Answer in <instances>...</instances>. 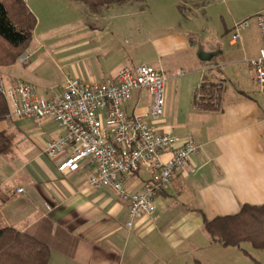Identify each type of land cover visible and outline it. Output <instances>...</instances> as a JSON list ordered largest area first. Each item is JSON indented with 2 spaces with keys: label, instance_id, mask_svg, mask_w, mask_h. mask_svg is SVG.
<instances>
[{
  "label": "crops",
  "instance_id": "crops-1",
  "mask_svg": "<svg viewBox=\"0 0 264 264\" xmlns=\"http://www.w3.org/2000/svg\"><path fill=\"white\" fill-rule=\"evenodd\" d=\"M24 2L36 18L35 0ZM110 6L98 13L87 10L90 19L111 17ZM205 7L206 0L197 10L205 11ZM154 9L156 26L163 34L153 40V56L147 63L165 77L186 75L189 80L182 108L167 124L154 125L180 138L192 135L197 143L186 164L174 170L155 194L154 210L134 217L127 225L126 203L116 191L110 185L88 184L92 168L88 160L75 170H58L57 162L67 151L53 158L42 153L44 141L64 133L61 126L48 117H6V126L0 128L12 138L11 149L0 155V225H10L44 242L46 264H264V248L248 241L220 245L211 241L202 225L204 217L234 213L242 203H264V95L256 90L249 63L260 46L259 32L256 27H246L233 41L229 24L199 30L187 24L176 6ZM94 24L84 26L91 30ZM96 39L92 32L84 36L81 46H87V51L81 54L88 53L89 63L78 65L74 77L96 81L121 66H136L135 40L127 56L119 48L112 55L114 50L111 53L108 45L103 50L104 43ZM24 51L30 52L29 44ZM102 51L100 56L96 54ZM28 63L15 61L0 67L6 84L24 80L36 86L35 80L20 72L19 66ZM199 79L222 82L216 108L194 107L192 88ZM62 82L56 89L41 84L43 94L38 95L57 93ZM140 99V90H136L123 105L124 111L130 113L134 105L141 111L149 105H140ZM169 155L166 151L162 157ZM147 175L139 168L124 178V185L135 190ZM18 187L22 190H16Z\"/></svg>",
  "mask_w": 264,
  "mask_h": 264
},
{
  "label": "built area",
  "instance_id": "built-area-1",
  "mask_svg": "<svg viewBox=\"0 0 264 264\" xmlns=\"http://www.w3.org/2000/svg\"><path fill=\"white\" fill-rule=\"evenodd\" d=\"M251 23L260 35V46L249 60L258 93L264 95V10L233 23L231 39ZM16 61L26 64L28 53L22 52ZM165 75L146 64L121 66L114 74L96 81L66 77L57 93L43 97L35 86L24 80L7 85L0 72V95L7 107V118H51L64 133L48 139L41 146L42 153L56 157L67 151L57 162L58 170H75L88 160L92 168L87 182L92 187L110 185L118 198L126 203V224L140 214L154 210V196L164 187L174 170L183 167L196 151L192 135L178 137L155 127L162 114V87ZM223 84L218 80L199 79L192 92L196 109L218 106ZM144 89L150 103L138 111L136 105L126 113L123 105L134 90ZM170 152L167 158L162 154ZM144 168L147 177L141 186L129 190L124 178ZM16 190H22L21 187Z\"/></svg>",
  "mask_w": 264,
  "mask_h": 264
},
{
  "label": "rangeland",
  "instance_id": "rangeland-1",
  "mask_svg": "<svg viewBox=\"0 0 264 264\" xmlns=\"http://www.w3.org/2000/svg\"><path fill=\"white\" fill-rule=\"evenodd\" d=\"M203 4L204 0H133L112 4L111 17L94 21L93 18L90 19V13L81 2L35 0L36 25L32 30L29 43L30 52H26L29 63L25 66L18 65L20 72L27 73L30 76L27 78L35 80L37 94H43L39 87L41 84L46 88L56 89L59 81L64 80L65 77L75 76L73 70L78 65L81 67L84 63H89L88 53L81 54L87 51V46L83 47L81 44L84 43V36L89 32L96 34L95 42L104 43L103 50H106L107 45L111 53L114 50L112 55L117 54V48H119L120 52L126 50V55L130 56L128 47L131 41L135 40L138 43L137 59H133L135 60L133 64L149 65L147 62L153 56V40L159 34H163L156 26L155 7L180 8L178 9L180 14L188 19L187 24L199 30L200 28L212 30L216 24L224 23L232 26L233 30L234 22L264 10V0H206L205 11L197 10ZM190 8H194V12H191ZM106 21L108 25H101ZM90 22L95 23V29L89 30L84 26L85 23ZM100 25L103 27L99 29ZM248 27L255 28L253 23ZM101 53L104 51L96 54L100 56ZM3 71L0 69L2 75ZM188 91L189 80L186 75L179 77L166 75L162 87V115L154 122L159 124L157 126L171 121L175 112L182 108L184 96L187 100ZM135 92L136 90L132 91L130 98ZM140 96V102H142L140 105H148L150 98L144 89L140 90ZM7 122V120L0 122V127H5ZM157 126L155 127L158 128ZM40 158L45 157L40 155ZM23 162L26 163L27 158H24Z\"/></svg>",
  "mask_w": 264,
  "mask_h": 264
},
{
  "label": "trees",
  "instance_id": "trees-1",
  "mask_svg": "<svg viewBox=\"0 0 264 264\" xmlns=\"http://www.w3.org/2000/svg\"><path fill=\"white\" fill-rule=\"evenodd\" d=\"M81 2L88 11L133 0H69ZM35 16L24 0H0V67L13 64L28 46ZM210 108L208 105L202 109ZM7 107L0 95V121L6 119ZM12 135L0 128V155L11 149ZM202 225L211 241L237 245L248 241L264 248V203H242L234 213L203 218ZM47 245L36 237L10 225H0V264H46Z\"/></svg>",
  "mask_w": 264,
  "mask_h": 264
}]
</instances>
